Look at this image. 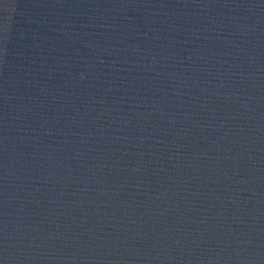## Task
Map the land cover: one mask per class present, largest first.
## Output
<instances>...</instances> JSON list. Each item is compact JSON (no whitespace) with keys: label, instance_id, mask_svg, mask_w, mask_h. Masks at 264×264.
Here are the masks:
<instances>
[{"label":"water","instance_id":"water-1","mask_svg":"<svg viewBox=\"0 0 264 264\" xmlns=\"http://www.w3.org/2000/svg\"><path fill=\"white\" fill-rule=\"evenodd\" d=\"M0 264H264V0H0Z\"/></svg>","mask_w":264,"mask_h":264}]
</instances>
